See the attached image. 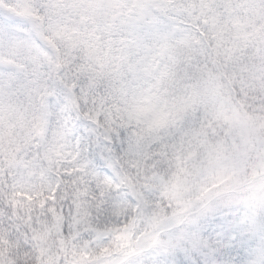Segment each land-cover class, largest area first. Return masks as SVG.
I'll return each mask as SVG.
<instances>
[{
  "label": "snow or ice",
  "instance_id": "obj_1",
  "mask_svg": "<svg viewBox=\"0 0 264 264\" xmlns=\"http://www.w3.org/2000/svg\"><path fill=\"white\" fill-rule=\"evenodd\" d=\"M246 131L264 0H0V264H264Z\"/></svg>",
  "mask_w": 264,
  "mask_h": 264
},
{
  "label": "rangeland",
  "instance_id": "obj_2",
  "mask_svg": "<svg viewBox=\"0 0 264 264\" xmlns=\"http://www.w3.org/2000/svg\"><path fill=\"white\" fill-rule=\"evenodd\" d=\"M244 135L247 137V145H249V152L256 155L258 149L264 150V138L257 136L255 132L246 131Z\"/></svg>",
  "mask_w": 264,
  "mask_h": 264
},
{
  "label": "trees",
  "instance_id": "obj_3",
  "mask_svg": "<svg viewBox=\"0 0 264 264\" xmlns=\"http://www.w3.org/2000/svg\"><path fill=\"white\" fill-rule=\"evenodd\" d=\"M241 23V21H237V24ZM243 23L245 24V26L248 28L249 31L252 30V25L255 23V21L251 18L250 15L246 16ZM242 42H243V37L241 38ZM248 40H251V37H248Z\"/></svg>",
  "mask_w": 264,
  "mask_h": 264
}]
</instances>
